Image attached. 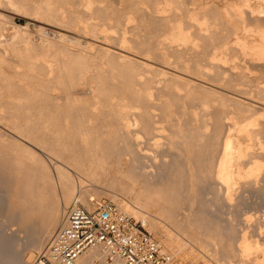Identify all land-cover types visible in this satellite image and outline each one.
I'll return each instance as SVG.
<instances>
[{
  "label": "bare ground",
  "instance_id": "obj_1",
  "mask_svg": "<svg viewBox=\"0 0 264 264\" xmlns=\"http://www.w3.org/2000/svg\"><path fill=\"white\" fill-rule=\"evenodd\" d=\"M93 1L87 0V2L83 1L79 4L84 5L86 3L90 8L89 6ZM6 2L8 6L13 5L10 0H6ZM126 2L127 6L129 3L131 6L133 1L125 0L123 3ZM144 2V4L147 3L152 6V14L148 12V16L157 19L153 22L156 25L152 26V28L156 27V31L153 32L155 28L153 31H148L151 27L144 26V32L147 31L148 35L152 37L143 41L138 40L140 36L137 37L139 34H136L134 39H137L134 41L131 39L130 42L122 37L126 30L123 35L120 32L121 35L118 36L122 37V41L118 40L121 44L117 41L119 46L118 48L115 47V50L109 43L113 36L110 37L111 33L108 32V35L106 34L107 31L99 29L98 24L96 26L92 25L94 23L86 24L84 21L81 22L76 15L73 17V14H70L72 17L69 21L66 19L65 22L61 17H57L61 14L57 13L58 15L52 16L54 13L52 14L47 7V13L50 12V19L52 20L46 19V21L55 25L65 24V26H52L51 23L44 22L45 25L55 27L60 30V33L61 31L70 33L73 36L72 42L86 45L90 55L79 57L74 62L68 63V67L66 64L67 68L64 73H59L56 70L57 74L54 75L52 70H50L51 72L48 70L47 73H49L44 72L46 74L44 76L41 74L32 78L27 76V79L26 77L19 79L20 76H18L19 80H23L22 83L25 80L28 83L25 86L24 82L25 87L22 88L18 85L20 82L17 83L15 80L12 84L11 79L9 78V81L8 76H5L8 79L7 82L0 73L2 82L0 84L5 86L6 90L7 88L11 90L5 95L0 92V120L3 119L4 122L6 119V115H2L5 108L15 107L17 109L21 101L23 103V100H31L32 106L30 111L29 108L27 110L29 113L33 110L36 119L30 124L33 126L32 123L37 121L34 123L37 126L28 130L30 124L28 127L26 126L31 117L29 119L23 117L24 124L20 123L19 125L21 120L16 119L18 121L16 122L14 118L19 117L16 115L17 113L15 114L17 117H15L12 111L10 113L14 118L8 114L10 118L6 119L7 124L4 126L9 125L11 129L13 128V131L10 130L11 132L17 129L19 133L24 134V132L29 131L34 134L37 145L41 151L44 150L41 152L38 149L39 152L51 164L49 167L39 154L37 156L30 150H25L27 148L17 147L14 144L16 155L12 153L13 155L10 156L9 154L10 157H13L8 158L9 163L12 162V164L7 162L9 156L2 159H7L3 161V164L4 162L9 164L6 163L7 165L4 164V166H10L14 176L12 178L9 176L12 175L9 170L11 173H8L11 178L9 180H12L13 183L11 182L12 186L9 185L11 187L7 184V191H4V196H0V205H3L0 206V217L12 210L14 208L12 205H20L21 207V204L27 205L36 202L35 204L40 205V209L47 206L49 212L46 213L48 211L46 209L44 212L50 213L49 215L52 212L53 217L47 216L49 217V220L47 219L49 224L44 229H47L44 232L46 240L55 227L56 218L61 211L59 207H66L71 198L73 200L71 204L77 203L75 198L78 200L79 197L75 184L82 186L85 181H89L95 185H107L111 188L120 186L121 192L123 188H126L132 194L131 199L134 202L132 204H135L134 208L139 214L142 213V209H146L147 214L149 212L147 209H151L152 213L166 220H170L168 218L173 215L174 218L170 222L174 228L184 227L181 230L187 238L193 232L205 237L217 235L218 242H213V244L218 245L223 235L228 238L234 232L232 228L227 230L221 226L222 224H218L217 221L214 222L217 216H205L204 210L207 203L205 204L200 199L203 189L199 186L204 185L205 182L202 183V180H208L206 182L210 184L215 182L214 185L217 186L216 188L219 187L217 189L219 191H215L216 189L211 191H215V195L217 192H223L224 197L221 196L222 193L220 197L225 198V202L228 201L231 204L235 191L238 192L236 188L239 183L246 181L247 184L249 181L251 182L250 185L254 184L255 186L259 181L257 172H260L264 164L260 161L259 152L258 157L253 153L254 148L252 149V147L256 145L259 146L260 150H264V132H262L264 123L261 124L264 122V0H242L238 4L235 0H189L188 7L190 8L183 10L182 7L184 8L186 5L184 0H145ZM171 5H175L174 11L176 13L170 11ZM37 7L34 8L36 11ZM40 9L38 8V13ZM35 15L36 13H34ZM120 18L122 16L109 20L124 19ZM118 21L117 24H119ZM152 21L150 20L149 23L152 24ZM115 26L117 25L115 24ZM121 28L122 26H120V30ZM2 35L0 33V46L3 47L5 42L2 43L4 39ZM148 35L146 34V36ZM60 36L64 37V34H60ZM198 40L200 43L203 42V45L199 46ZM177 42H181L177 44L182 46V48L177 46L182 50L181 52H177L180 49L176 50L173 49L175 46H171ZM198 47H201L200 50ZM189 50H192L190 53L193 55L188 54ZM89 59L93 63L91 65V61H89L93 69H96L94 66L96 62H93L95 60L102 65L97 64V70L98 66L101 67L98 70L100 73L96 70L93 72L90 70L91 68L85 63ZM174 59L175 61H173ZM84 64L86 65L84 66ZM104 65L106 67L108 65L110 70L113 69L114 74L112 71L110 74V70L106 74L109 78L112 77L114 82L119 79L120 86L114 85L109 78L108 80L113 83L112 86L104 84L103 80H106L103 79L105 69L102 70V67ZM94 71L100 75L97 74L96 76ZM116 71L118 79L114 78L117 81L113 80ZM90 72L96 76L92 78L93 83L89 80L90 77L94 76L92 73L90 76ZM86 76H90L88 80ZM75 78L77 81L79 78V84L80 82L83 83L81 79L90 82L88 86L95 83L94 87L91 86L92 89L86 87L87 90H92L89 99L85 96L87 98L85 100L82 98L84 96L81 94L82 97H80V93H78L81 100H85L83 102L75 92L85 88V84L87 85L88 82L84 83V86L77 84L75 87L74 85V88L78 89L81 86L79 90L71 88L77 95V99L74 98V94H70L73 93L70 88L63 85L64 82H68L69 85L74 84ZM108 80L106 81L108 82ZM59 86L66 89V93L59 94ZM72 86L70 85V87ZM84 88L81 89V93ZM67 89L70 90V93L67 92ZM200 99L202 101L210 99L209 103L211 102V104L213 101H218L219 105L214 112H205L202 116L200 115L201 118L199 119L198 107L195 106V103ZM177 102L184 103L180 105H187V108L183 109L182 106V111L177 107L175 109ZM218 102L216 103L218 104ZM14 127L16 128L14 129ZM181 129L189 134L185 133L187 136L179 146L178 142L176 141V143L174 140L176 136L181 137L183 135L182 132L184 131ZM17 130L15 133L19 135ZM31 134L30 136H32ZM23 136L21 135V137ZM24 138H28L29 141V138L32 137H23L22 141L26 142ZM32 140L36 144L34 138ZM32 140L30 139V142ZM163 140H165L164 143ZM219 148L218 157L213 161ZM73 171H77L79 174L73 177L71 174ZM6 180L8 181V179ZM127 190L124 191L127 192ZM244 191L246 192V190ZM217 196L219 194L214 197L217 198ZM92 200L90 199V201ZM216 200L218 201V198ZM49 204H51L50 209L54 205L52 206L54 211L51 210L50 212ZM28 206L30 205L28 204ZM157 206L159 207L156 208ZM119 208L126 213L132 209L126 204L120 205ZM38 211L41 212V210ZM135 212L134 216L137 214ZM139 214V218L145 223L144 218L146 217L141 214V218ZM40 215L42 216V213ZM180 215L186 218L182 224L176 219ZM165 232L166 238L165 241H162L164 247L171 249V245L175 244L176 247L179 246L177 248L181 251V240L175 239L170 234L171 232L166 230ZM247 233L243 229L240 236L238 235L239 238L235 242L236 251L228 244L227 247L214 246V254H224L228 263L234 258L238 259V264H246L249 259H254L255 264H264V247H261L264 246V243L259 246L258 241L248 240ZM258 233L262 234V232ZM233 234L235 235V233ZM189 239L194 244L201 246L198 240L190 237ZM193 248L205 250V247H191L187 250L190 255L195 252ZM162 253L170 258L167 253L163 251ZM99 255L101 254L97 250H89L88 253L80 256L78 261L79 263L91 264L94 260H98ZM220 264L224 263L220 262Z\"/></svg>",
  "mask_w": 264,
  "mask_h": 264
},
{
  "label": "rangeland",
  "instance_id": "obj_2",
  "mask_svg": "<svg viewBox=\"0 0 264 264\" xmlns=\"http://www.w3.org/2000/svg\"><path fill=\"white\" fill-rule=\"evenodd\" d=\"M0 1H2V2H0L1 3L0 4V22H1L0 23L1 24L0 33L3 34L2 37H4L2 43H4V42L7 43V44L4 43V46H3L4 48L2 46H0L1 47L0 48V54H1L0 57L2 58V59L0 58V71H1L0 73H1V76L2 75L4 76L3 78H6L8 76L7 78L11 79L12 84H13V82H15V80H17L16 81L17 83L20 82L21 85H20V83L18 84L20 88L28 85V83L25 82L26 80L24 81L25 86L23 85L24 82L22 83L23 80L22 81L19 80L23 77H26V79H27V76H30L32 78L33 76L34 77L39 76V74L44 76V75H46V74H44V72L47 73L48 70H49V72H51L50 70H52L54 75H56L57 72L64 73V71L68 67V63L74 62L75 60L79 59V57H85V56L90 55V51L86 48V45L76 44V43L72 42L73 36H71L70 33L62 32V31L60 33V30L56 29L55 27H52V26H62L63 24L55 25L54 23L46 21V19L52 20V19H50L51 18L50 12H52V14L54 13V15H52V16L61 14L60 16L58 15L57 17H61L65 22H66V19H67V21H69V19L72 16L75 17V15H76V17H79L78 19L81 22L84 21V23L90 24V25L92 23H94L92 25H95V26L98 24L97 27H99V29H101V30L103 29L104 31H107V33L105 32L106 34H108V32L111 33L110 35L108 34L110 37L113 36V38H111L112 40L109 41L110 46L112 45V49H114L115 47L118 48L119 44L117 43V41L118 40L122 41L121 40L122 37H124L125 39H128L127 41H129V42L131 39L133 41L137 39V38L134 39L136 34H139V35H137V37L140 36V38L138 37V40H143V41H145L146 39H149V37H152V36L148 35L147 31L144 32V26L148 25L147 26L148 28L151 27V28H149L150 30H148V31H151V30L153 31V28H155L153 32L156 31V27L152 28V26L156 25V23L153 24V22H155L157 19L155 18L156 19L155 20V19H153V17L148 16L149 13L152 12L151 11L152 6L150 4H147V3L144 4L145 0H141V1L140 0H130V1H133L131 3L132 4L131 6H130V3L127 6V2L124 4L123 2L125 0H94V1L90 0L91 2L93 1V3L89 6L90 8H88L86 3L84 5L79 4L83 1L87 2V0H80V1L79 0H71V1L70 0H10V1H12V4L15 6L6 5V4H8L6 2V0H0ZM184 1L186 4L185 5L186 8L182 7V10L190 8V7H188V4L190 3L189 0H184ZM241 1L242 0H239V1L235 0V2L237 4L240 3ZM142 2H143V4H142ZM98 4H101V5H98ZM148 5L151 7H149ZM174 6H172V5L170 6L171 7L170 11H174ZM36 7H37V11H38V8L39 9L41 8L39 13L40 12L42 13V11H43V13L42 14L40 13V15H39V13L36 11V9H34ZM47 7L50 8V9L48 8V10L50 11V12L48 11L49 14L47 13V10H46ZM54 9H55V12H53ZM101 9H102V11H100ZM132 9L135 12H133ZM82 10L84 11V13ZM136 10H138V11H136ZM105 11H106V13H105ZM174 12L176 13V11H174ZM34 13H36L35 16H34ZM171 13H173V12H171ZM70 14H73V15L71 16ZM177 14H180V13L177 12ZM118 15H121L122 18H124L123 20H119V21L117 20L119 24H117L116 23L117 21H115V20L114 21L112 19H111V21L109 20L110 18L121 17ZM64 16L66 17L65 19H64ZM99 16L100 17L102 16L101 18H104L105 20L101 19ZM113 16H115V17H113ZM67 17H69V18H67ZM122 18H120V19H122ZM42 19L45 21H43ZM142 20H143V22H142ZM150 20H153L151 22L152 24L149 23ZM44 22H47L49 24L51 23L50 25H52V26L45 25ZM122 23L124 26L122 25ZM129 23H131V24H129ZM115 24L117 26H115ZM126 24H127V27H126ZM63 26H65V24ZM104 26H105V28H104ZM110 26H111V28H110ZM120 26H122L121 30H120ZM138 29H141V30H138ZM112 31H113V33H112ZM124 31H125L126 35L125 34L123 35ZM120 32L123 35L122 37H119L121 35ZM60 34H64V37H61ZM146 34L148 36H146ZM114 39H117V40H114ZM120 41H118V42L120 43ZM197 42H199V40ZM179 43H181V42H179ZM179 43L177 42V43L171 44V46H173V47L175 46L174 48L173 47L172 48L176 49V50L180 49L179 47H177V46H180V45H177ZM116 44H118V45H116ZM198 44H199V46H201V45H203V42H201V43L199 42ZM180 47L182 48V46H180ZM200 48L201 47H198L199 50H200ZM181 51L182 50L180 49L177 52H181ZM190 52H192V50H189L188 54L193 55V53H190ZM87 61L88 62L85 61V63H87L88 64L87 66H89V68H91V65H93L92 61L90 59ZM89 61H91V65L89 64ZM173 61H175V59ZM93 62H96L95 63L96 65L94 64V66H96V69L91 68L90 70H92V72H93V70H96V72L100 73V71H98L101 68L100 66H98L99 68L97 70V64H100V63H97L96 60ZM99 62H100V60H99ZM66 64H67V67L65 66ZM85 65L86 64H84V66ZM105 67H106V65H104L102 67V70H103V68L105 69L104 74H103V76H104L103 79L108 80L109 77L107 76L108 74H106V73H109L110 68L108 67V65H107L108 69H107V67L106 68ZM89 68H87V69H89ZM111 68H113V67H111ZM82 69H85V68H82ZM87 69H85V70H87ZM106 69L108 70V72H106L107 71ZM56 70H57V72H56ZM112 70L113 69L110 70V74L113 72ZM15 71L17 72V74ZM92 72L89 73L90 76L94 75ZM91 73H92V75H91ZM94 73H95V71H94ZM99 73H95L96 76H97V74L100 75ZM116 73H117V71L115 72V75H116ZM14 74H16V75H14ZM110 74H109V76H111ZM113 74H114V72H113ZM113 74H112V76H113ZM115 75L113 76V78L118 77V74L116 76ZM18 76H20V78ZM90 76H88V77H90ZM96 76L94 75V76L90 77L91 79H89L86 76V79L87 80L89 79L91 82L92 78L96 77ZM105 76H106V78H105ZM7 78H6V80L8 82ZM111 78H109V79L112 81ZM10 79H9V81H10ZM87 80L84 81L81 79V81H83V83L80 82V84H82V86H84V83L88 82ZM106 80H103L104 84L106 86H109V85L112 86L113 83L116 86H120L119 79L117 81L114 78L113 80H116L117 82L112 81L113 83L110 82V80H108V82ZM74 81H75L74 84L72 83L73 81L71 82L72 84H70V85H73L72 87H70L68 82H64L63 85H65L66 88H70L71 92H73L71 88H74V85L76 87L77 84H79L78 81H80V80L78 78V81H77V78H75ZM0 82H1V77H0ZM7 82H5V83H7ZM90 82H88L87 85L85 84V88L83 87L84 92L82 91V93H81V89H83V88L80 89L81 86H79L80 85L79 84L78 86H79L80 91H78L79 90L78 88H74V89H78V90H76L78 92H75V93L77 95H78V93H80L79 94L80 97L84 96L82 98H85V96H87V98L89 99L91 97L90 92L92 90L89 91V90H87L86 87L88 85H90ZM93 82H94V80L91 83H93ZM17 83H14V84L17 85ZM1 84H2V82H1ZM94 84H91V86L93 85L92 87H94ZM91 86H88V87H90L89 89H92ZM4 87L5 86H2V85L0 86V90H1L0 92L1 93L3 92L2 94L5 95V93L10 92L11 90H8L9 88H7V87H6L7 88V90H6ZM8 87H10V86H8ZM13 87H15V86L13 85ZM60 87L61 86H59V88ZM10 89H11V87H10ZM61 89H63L65 92ZM4 90H6V91H4ZM70 90L67 89V92L70 93L69 92ZM58 93L62 95L64 93H66V89L60 88L58 90ZM86 93H89V94H86ZM183 93H181V94H183ZM70 94L73 95L74 92L70 93ZM76 94H74L75 95L74 98L77 99ZM81 94H82V96H81ZM114 94H116V93H114ZM79 95H78V97H79ZM182 96H184V94ZM87 98H85V100H87ZM80 100H81V98H80ZM85 100L83 99L81 101L83 102ZM205 100L206 99H204L202 101V99H200V101H198L199 103L195 101L196 102L195 106L197 105V107H198L197 112L199 115V119L201 118L200 115L202 116L203 113H205V112L206 113L207 112L211 113L212 111L214 112L217 105H219L218 101H213L211 104V102L209 103L210 99L206 100L207 103L205 102ZM30 101L31 100H29V99L23 100V103L21 101L19 103V106L17 109L15 107H13V108L9 107L11 110L9 108H7V109L5 108L4 112H2V115H6L5 117L7 119L9 116L13 117V115L15 116V114L17 113L16 115L19 118H14V117L13 118L15 119V121H16V119L18 121L19 120L22 121V122L21 121L19 122V125H20V123L24 124L23 123V121H24L23 117L25 119H29L31 117L29 119L30 122H28V125L26 126V127H28L29 124L31 122H33V120L36 119V118H34V114L32 112L33 110L30 112L31 114L27 110V108H29V111H30V108L32 106V103ZM214 102L215 103L218 102V104L216 103L214 105L213 104ZM177 103H175V107H174L175 109L178 108L180 111H182L184 108L185 109L187 108V105H184V106L180 105V104H184V103H182V102L181 103L177 102ZM23 105H25L26 107H24ZM179 105H180V107H179ZM209 105H212V106H209ZM24 108H26V109H24ZM18 109L20 112L18 111ZM11 111H12V114L14 113L13 115L10 113ZM27 113H29V114H27ZM8 114H9V116H8ZM2 115H1V117H2ZM17 116H15V117H17ZM26 117H28V118H26ZM6 119H4V122H3V119L0 120V122H2V123H0V150H1L0 151V165H1L0 166V196H4V191L5 190L7 191V188H6L7 184L9 186L13 183L12 180H9L12 178V176H14L13 172H11L12 169H10L11 168L10 166L5 167L4 164H6L7 162L9 163V161H10L9 159H11L13 157V156L10 157L11 154L16 152V149L14 148L15 145H17V147H21L24 149L27 148L25 150H27V151L30 150L31 153L37 154V156H38V154L40 156H42V154L39 152V150L41 151V149L36 143L37 141L35 139L34 134H31V132L28 131L30 128L37 126L36 124H34L35 122L37 123V121L32 123L33 126L30 124V126L27 130L28 132H26V133H28L27 135L25 132H24V134L22 132H20V133H22L21 135H24L23 137H26V136L32 137V138H29V141H28V138L27 139L24 138V140H26V142H24V141H22L23 137H21L20 133L18 132L19 130L15 129L16 127H14V129L17 130L16 132H18L19 135L15 133V130H14V132H11V131H13L12 130L13 128L11 129L9 127V125L4 126V124H7ZM18 121H16V122H18ZM263 123L264 122H262L261 124H263ZM6 126L9 129L5 128ZM10 126H11V124H10ZM262 128L264 130V127H262ZM25 129H27V128H25ZM183 129L185 130V127ZM183 129H181V130H183ZM263 130H262V132H264ZM182 133H183V135H182L183 137L182 136L181 137L176 136V138L174 137L175 138L174 141L175 142L177 141L178 145L179 144L181 145V141L183 142L185 137L187 136V134H189L186 131H184ZM185 133H187V134L185 135ZM30 134L32 136H30ZM179 137L182 139H180ZM33 138H34L36 144H34V141L32 140ZM30 139L32 140L31 142H33V143L30 142ZM8 140H10V141H8ZM162 142L164 143L165 140H163ZM12 144H13V146H12ZM2 145H3V147H2ZM11 147H13V148H11ZM253 148H254V150H252L253 153H255L256 156H258L260 154L259 155L260 161H262L264 164V159H263L264 158V152H263L264 150H260L259 146H256V145L255 146L253 145L252 149ZM263 148H264V146H263ZM13 149H14V151H13ZM219 150H220V148L217 150V152L215 151L217 153L216 156L214 155L215 153L213 154L214 155L213 161H215L216 158L218 157L217 155H218ZM43 151L44 150H42L41 152H43ZM258 152H259V154H258ZM45 153H46V151H45ZM9 154H10V156H9ZM46 154H48V153H46ZM7 156H9V157H7ZM4 157H7V159L8 158L9 159L6 163L4 162V164H3V161L7 160V159L2 160ZM42 159L45 160V164L47 163V165L50 167L51 164L47 160V158H44L42 156ZM167 160L169 161V159H167ZM9 164L11 165L12 162H10ZM9 170L12 173V175H9V176H11V178L8 176ZM11 173H9V174H11ZM257 173H258V177H259V178L257 177V179H259V181H257L258 186L256 184H255V186H254V184L250 185L251 182H249V181L247 184H246V181H244V183L243 182L239 183L240 184V185L238 184L239 188H238V185L236 188V190L238 189V192L235 191L238 195L236 193L234 194L235 196L233 195L231 204L228 201H226L227 202L226 203L224 200L225 198L222 199L224 196H223V192H221V191L217 192V194H219V196H217L219 202L216 200L217 198L214 196H216L217 194L215 195L214 193H216L215 191H219V190H217V189H219V187L216 188L217 186L214 185L215 182L213 184L211 183L213 186L212 187L209 182H206L208 180H202L201 181L202 183H204V182L205 183H204V185L200 184L201 186H199V188H201L203 190H204V188H206L205 189L206 193L204 192V194H203V190H201V193L203 195L201 194V196H200V199H202V201L205 202V204L207 203L205 210H204L205 216H207V215H211L213 217L217 216V218H219V219L215 218L214 222L217 221L218 224H220V225L222 224L221 226L223 228H225L227 230H228V228H232L234 231V232H232L231 236L228 238L224 237V235H223V237H222V239L218 245L213 244V242H218L217 235H210L209 237H205V236H202L201 234L193 232L192 234L189 235V237L192 239L198 240L201 243V246L194 244L192 241H190L189 237L187 238L184 236V233L182 232L184 227H179V228L175 227L174 228L173 224L170 222L171 219L174 218L173 215H171V218H168L170 220H166V219L161 218L157 214L152 213L151 209H149V210L147 209V211H149L148 214L146 212V209H142V211H141L142 213L139 214L137 212V210L134 208L135 204H132V203H134L133 200L131 199L132 194L129 192V190H127L126 188L124 189L123 187L122 188L124 190H127L128 193L126 191H124L123 189L121 192L120 186H115V187L111 188V187H108L107 185H95L93 182H89V181H87V182L85 181L82 186H80L79 184L76 183L75 187H76V191L78 193L79 198H78V200H77V198H75L76 199L75 201L90 212L93 211V209H95L99 203L107 202V201L114 203L118 207H120V205H122V204L123 205L126 204V205L130 206V208H132V209H130V211L128 209L129 212H127V213H126V211L124 212L121 208H119V209H121L124 213H126L131 218L134 217L133 219L141 226V228H143L146 232H148L149 234H151L153 237H155L157 239V241L159 242V244L161 246L162 251L167 253L170 256V258L172 259V262L170 264H210V263L211 264H220V262H222L224 264H230V263L238 264L239 263L238 259H234V258H232V260H230V262L228 263L226 261V256L222 253L214 254L215 252H213V250H214L213 248H215V247H227V245L230 244L231 246H229V247H233V250L236 251L235 247H237V246H236L235 242L238 240L240 233L242 232L243 229H245L248 232L247 233L248 234V236H247L248 240L258 241L259 246H261L260 244L264 243V219H263V217H264V215H263V213H264L263 212L264 211V208H263L264 207V165L260 169V172L258 171ZM71 174L73 177H76V175L79 173L77 171H73V172H71ZM6 179H8V181ZM258 182H260V183H258ZM248 185H249V188H248ZM11 186H9V187H11ZM245 187L248 189H246ZM213 189H216V190L211 191ZM244 190H246V192ZM207 191H208V193H207ZM220 194H221V196H223L222 198L220 197ZM212 195H214V196H212ZM208 198H209V200H208ZM90 199H93V200L90 201ZM210 200L212 201L211 203L209 202ZM71 201H73L72 198H71L70 202H68L69 204H67L66 207L65 206H64V208L61 206L59 207L60 208L59 210H61V211H59L60 212L59 215L57 213L58 218H56L57 220L55 221V227L53 226L54 228L52 230V233L50 236H48V238L46 240H45L46 234L44 232H46L47 229L46 230H44V229L46 228L47 224H49L48 223L49 217H47V216L53 217L51 210L54 211V209L52 208V206H54V205H52L51 209H50V205L52 203L49 204V209H50L51 215H49L50 213L46 214L47 212H49V210L47 209L48 208L47 206L44 205L45 206L44 209L41 206V208L43 209L42 210L39 208L40 205L35 204L36 202L28 203L30 206H28V204L27 205L21 204V207H20V205H18V206L12 205V206H14V208L12 210H9L8 213H6L3 217H0V264H37L38 257L42 254V252L46 248V245L48 244L50 238L52 237V234L56 231L57 227L59 226L61 218H62L65 210L72 203ZM221 203H222V205H221ZM158 205H162V204H158ZM0 206H3V205H0ZM229 206H231V207H229ZM232 206H234V207H232ZM158 207L159 206H157L156 208H158ZM35 209H36V211H35ZM45 209L48 211H46ZM38 210H41V212ZM135 210L137 212V214H136L137 216L136 215L134 216ZM44 211H46V213ZM230 211H231V213H229ZM37 212H39V213H37ZM150 212L152 213V215ZM40 213H42V216L40 215ZM138 214L140 215L141 218H142V216L146 217V218H144L145 223L139 218ZM141 214H142V216H141ZM150 216H151V218H150ZM52 217H50V218L52 219ZM135 217L139 218L140 220L135 218ZM176 219H178V222H181V224L186 220V218L183 217V215L176 217ZM149 220H151V221H149ZM143 224H145V225H143ZM153 224H154V226H152ZM157 224H160V225L158 226ZM160 229H161V231H162V229H164V230L161 232ZM165 230L167 232H171L170 234L172 236H174L175 239L179 238L181 240V247H182L181 251H180V249L177 248L179 246L177 245V247H176L175 244L171 245L173 247V248L171 247V249L164 247V244L162 241H165V238H166ZM163 232H164V234H163ZM258 232H262V234H260ZM233 233H235V235ZM43 240H45V241H43ZM40 245H41V247L39 248ZM191 247H205V250L202 251L200 249L198 250L197 248H193V250L195 252L190 255L187 250H188V248H191ZM261 247H264V246L262 245ZM95 250H97L99 252V254H101V255H99V258L100 257L101 258L100 259L98 258V260L97 259L94 260L91 264H122L118 259H108V257H106V254L104 252L100 251L99 249H95ZM102 254H103V256H102ZM99 260H101L102 262L101 261L99 262ZM77 264H89V263H79V261L77 260ZM246 264H255V261H254V259H249Z\"/></svg>",
  "mask_w": 264,
  "mask_h": 264
},
{
  "label": "built area",
  "instance_id": "obj_3",
  "mask_svg": "<svg viewBox=\"0 0 264 264\" xmlns=\"http://www.w3.org/2000/svg\"><path fill=\"white\" fill-rule=\"evenodd\" d=\"M99 249L122 264H170L157 239L114 203H99L93 211L71 204L37 264H76L89 250Z\"/></svg>",
  "mask_w": 264,
  "mask_h": 264
}]
</instances>
